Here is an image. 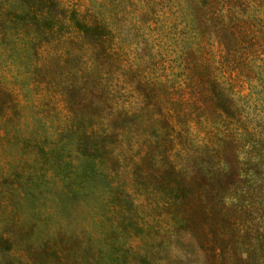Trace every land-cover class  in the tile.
I'll use <instances>...</instances> for the list:
<instances>
[{"label": "trees", "instance_id": "1", "mask_svg": "<svg viewBox=\"0 0 264 264\" xmlns=\"http://www.w3.org/2000/svg\"><path fill=\"white\" fill-rule=\"evenodd\" d=\"M0 165L92 190L107 264L118 170L208 264H264V0H0Z\"/></svg>", "mask_w": 264, "mask_h": 264}, {"label": "rangeland", "instance_id": "2", "mask_svg": "<svg viewBox=\"0 0 264 264\" xmlns=\"http://www.w3.org/2000/svg\"><path fill=\"white\" fill-rule=\"evenodd\" d=\"M118 172L119 178L99 189L109 210L105 230L123 240L116 246L126 253L124 264H208L210 256L199 241L176 234L157 209L154 185L143 186L145 191L126 175L121 177L123 170ZM45 177L17 180L9 166L0 165V264H93L98 253L94 246L100 247L94 243L92 190L76 194L77 186L68 181ZM145 223L146 229L130 238ZM111 247L100 249L98 256L104 259ZM224 259L220 264L236 262L231 255Z\"/></svg>", "mask_w": 264, "mask_h": 264}]
</instances>
